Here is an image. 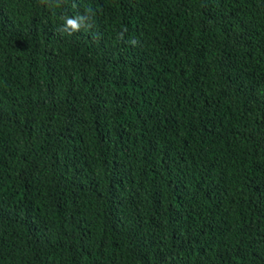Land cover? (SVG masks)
<instances>
[{"label": "trees", "instance_id": "trees-1", "mask_svg": "<svg viewBox=\"0 0 264 264\" xmlns=\"http://www.w3.org/2000/svg\"><path fill=\"white\" fill-rule=\"evenodd\" d=\"M0 264H264V0H0Z\"/></svg>", "mask_w": 264, "mask_h": 264}]
</instances>
